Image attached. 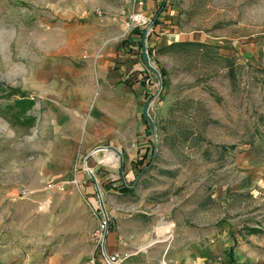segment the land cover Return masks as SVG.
Segmentation results:
<instances>
[{
	"label": "rangeland",
	"instance_id": "rangeland-1",
	"mask_svg": "<svg viewBox=\"0 0 264 264\" xmlns=\"http://www.w3.org/2000/svg\"><path fill=\"white\" fill-rule=\"evenodd\" d=\"M151 24L163 86L133 41ZM113 55L116 69L127 61L119 81L101 75ZM109 93L122 96L103 109L126 111L139 148L133 180L117 184L162 187L236 244L264 240V0H0V264L107 263L97 226L58 234L27 181L71 114Z\"/></svg>",
	"mask_w": 264,
	"mask_h": 264
},
{
	"label": "crops",
	"instance_id": "crops-1",
	"mask_svg": "<svg viewBox=\"0 0 264 264\" xmlns=\"http://www.w3.org/2000/svg\"><path fill=\"white\" fill-rule=\"evenodd\" d=\"M115 58L116 55L107 56L101 63V75H105L106 80H109L108 76L116 81L121 79L120 76L124 77L127 61L124 59L123 65L118 64L122 67L116 69ZM121 58L117 60L120 62ZM104 95L100 103H96L95 110L90 109L92 105L88 101L85 111L77 110L71 114L72 121H78L72 122V127H62L56 142L47 148V155L37 159L33 179L27 181L32 195L41 190L43 199L40 193L37 199L34 197L37 204L43 200L44 203L49 202L46 224H53L57 233L64 237L72 228L92 230L104 216L100 188L109 218L108 252H131L123 264H212L218 256L233 264H264L262 238L249 234L247 241L236 244L231 235L227 236L225 229H201L199 221H192V212L182 213L179 209L181 202L178 197L164 198L162 187L150 184L136 190L134 183L132 186L117 184L125 177L128 181L133 180L139 148L135 149V144L126 134L132 128L131 124H127L126 111L118 115L103 109L110 101L117 106L122 95L109 93L113 100ZM124 105L126 107L127 104ZM60 116L61 121L65 115ZM131 123L136 126V132L140 128L141 133L144 132L143 122ZM110 146L122 151V154ZM91 172L96 175V180ZM69 178H76L79 182L77 186L71 185L61 191L48 184ZM101 186L105 189L104 193ZM89 204L93 206V212ZM165 218H168V224L158 225Z\"/></svg>",
	"mask_w": 264,
	"mask_h": 264
},
{
	"label": "built area",
	"instance_id": "built-area-1",
	"mask_svg": "<svg viewBox=\"0 0 264 264\" xmlns=\"http://www.w3.org/2000/svg\"><path fill=\"white\" fill-rule=\"evenodd\" d=\"M78 180L76 178H69V179H62V181H51L48 184L50 186H55L58 190H67L69 186L75 185L77 186ZM26 194V192H25ZM108 230V222L103 218L99 224L97 225V228L94 229L93 235L95 239V248L98 249L100 253V257L102 256L105 262L107 263H101V262H96V259L94 258V263L95 264H121L124 259L128 258L131 256V252L126 251L123 254L119 252H114V253H109L108 252V247L105 242V236L106 232ZM99 258V257H98ZM212 264H233L230 261H227L223 256H218L214 258V261Z\"/></svg>",
	"mask_w": 264,
	"mask_h": 264
},
{
	"label": "water",
	"instance_id": "water-1",
	"mask_svg": "<svg viewBox=\"0 0 264 264\" xmlns=\"http://www.w3.org/2000/svg\"><path fill=\"white\" fill-rule=\"evenodd\" d=\"M151 30H152V24L149 25L146 30L144 31L143 33V37H142V60H143V63L144 65L146 66L147 69H150L152 71H154L160 78V83H161V86H163V83H162V73L160 71L159 68H157L155 65H153L152 61H151V57H150V54L148 53V46H147V35H149L151 33ZM150 105H151V101H149L146 105H145V108H144V113H145V117L146 119L149 121V122H153L152 118H151V115L149 113V108H150ZM112 148H114L116 151L119 152V154L121 155V151H119L117 148H115L114 146H110ZM122 168H124V159L122 161ZM91 174L93 175V178L96 180V175L91 172ZM99 195H100V203L102 204V210L104 212V218H106V220L108 221V215H107V210H106V204L104 203V200H103V197H102V192L99 188ZM107 233V232H106ZM107 237V235H106Z\"/></svg>",
	"mask_w": 264,
	"mask_h": 264
},
{
	"label": "trees",
	"instance_id": "trees-1",
	"mask_svg": "<svg viewBox=\"0 0 264 264\" xmlns=\"http://www.w3.org/2000/svg\"><path fill=\"white\" fill-rule=\"evenodd\" d=\"M133 33H136L139 35L138 38L133 39V41L137 42L142 47V37H143L144 30L138 26L134 29ZM160 71H161L162 75H164L166 72L165 68H163V69L161 68ZM146 122L149 123V121L147 119H146Z\"/></svg>",
	"mask_w": 264,
	"mask_h": 264
},
{
	"label": "bare ground",
	"instance_id": "bare-ground-1",
	"mask_svg": "<svg viewBox=\"0 0 264 264\" xmlns=\"http://www.w3.org/2000/svg\"><path fill=\"white\" fill-rule=\"evenodd\" d=\"M109 157H111V156H109Z\"/></svg>",
	"mask_w": 264,
	"mask_h": 264
}]
</instances>
